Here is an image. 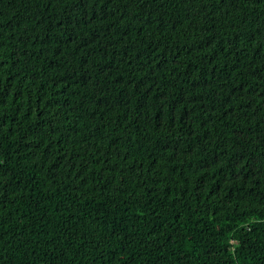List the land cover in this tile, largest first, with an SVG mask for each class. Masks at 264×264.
Returning a JSON list of instances; mask_svg holds the SVG:
<instances>
[{
	"label": "trees",
	"instance_id": "1",
	"mask_svg": "<svg viewBox=\"0 0 264 264\" xmlns=\"http://www.w3.org/2000/svg\"><path fill=\"white\" fill-rule=\"evenodd\" d=\"M0 264H264V0H0Z\"/></svg>",
	"mask_w": 264,
	"mask_h": 264
}]
</instances>
